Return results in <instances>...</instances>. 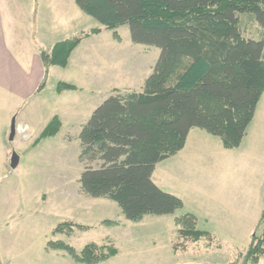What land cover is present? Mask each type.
<instances>
[{
  "label": "rangeland",
  "instance_id": "374dc122",
  "mask_svg": "<svg viewBox=\"0 0 264 264\" xmlns=\"http://www.w3.org/2000/svg\"><path fill=\"white\" fill-rule=\"evenodd\" d=\"M75 13L76 22L69 23L64 37L97 27L102 33L77 51L70 72L94 71L100 86L91 102L79 98L82 116L88 119L80 128L70 125L58 137L45 138L32 148L24 131L18 133L16 141H10L9 133L6 159L0 163V264H86L55 249L58 241L72 245L79 253L92 242L116 248L115 256L97 264H242V253L252 236L262 232L257 227L260 217L258 222L253 218L256 210L238 208L237 199L238 194L249 200L259 195L263 205L264 95L239 147L227 149L220 137L199 129L209 140L191 143L186 151L155 170L156 182L165 172L171 173L164 188L186 196L182 209L174 214L129 220L117 202L92 197L83 190L82 173L87 167L99 168L103 161L87 157L82 160L80 134L94 110L114 89H144L161 48L135 43L128 25L120 26L116 30L119 37H115L114 30L106 29L79 6L73 10ZM238 17L246 38L264 39V28L254 13H238ZM58 81V74L52 72L43 93L47 100L57 96ZM24 113L28 123L40 115L38 99ZM15 152L20 163L13 168L11 158ZM187 212L196 213L198 228L210 231L214 238L194 240L183 236L176 217ZM64 222L73 223L74 229L56 232Z\"/></svg>",
  "mask_w": 264,
  "mask_h": 264
},
{
  "label": "trees",
  "instance_id": "16d2710c",
  "mask_svg": "<svg viewBox=\"0 0 264 264\" xmlns=\"http://www.w3.org/2000/svg\"><path fill=\"white\" fill-rule=\"evenodd\" d=\"M79 8L106 29L128 25L135 43L155 45L161 54L142 91H120L102 102L85 124L80 139L82 160L101 159L99 168L87 167L83 190L92 197L118 203L125 217L138 221L146 215L174 214L183 200L153 179L162 161L177 155L192 129L220 137L227 149L237 148L248 133L264 93V39L246 38L238 13H254L264 28V0H76ZM102 28L80 31L42 50L46 86L53 66L66 68L74 50ZM60 81L57 92L77 90ZM52 118L40 136H56L61 129ZM180 233L194 240L214 238L198 228L199 217L187 212L176 217ZM242 264H264V208ZM74 229L61 223L56 232ZM55 249L77 263L97 264L117 254L114 247L92 242L82 252L63 241ZM107 250V251H105Z\"/></svg>",
  "mask_w": 264,
  "mask_h": 264
},
{
  "label": "crops",
  "instance_id": "0c3cea01",
  "mask_svg": "<svg viewBox=\"0 0 264 264\" xmlns=\"http://www.w3.org/2000/svg\"><path fill=\"white\" fill-rule=\"evenodd\" d=\"M76 5V0H0V163L2 164L6 159L8 137L11 134L13 120L16 121L17 126L14 140H17L19 132L24 131V137L31 148L47 139H42L37 145L34 144L55 116L59 117L62 125L60 132L54 138L58 137L70 125L80 128L84 125V120H88L87 115L82 116L80 108L82 105L79 103V98L83 97L87 99V102H91L95 89L98 90L100 86L99 75L94 71L89 73L82 71L79 74L77 71H70H72V60L77 51L83 45L94 42L100 34L83 41L72 53L66 68L53 66L49 70L47 83L52 72H56L60 81L76 85L77 90L57 92V96L53 100H47L43 94L47 83L40 89L46 75L41 51L50 50L55 43L71 37L66 38L64 34H66L69 23L76 22L75 15L77 13L73 14V10H77L78 5ZM96 83L97 87H95ZM57 84L55 85L56 91ZM34 99H38L41 114L33 117L34 120L30 119L31 122L28 123L24 111L28 110ZM205 135L199 128L192 129L185 147L178 154L191 147V143L195 145L198 142L203 143L204 140H209ZM192 139L194 142H191ZM205 144L201 146L204 147ZM161 163L157 165L156 170ZM167 174L171 173L165 172L160 181H155L164 190H166L164 184L167 183ZM171 193L179 196L183 200L184 206L186 205L185 195H179L177 191ZM238 196L237 207L256 210L253 218L258 222L260 211L264 208L262 197L258 195L257 199L249 200L244 199L243 194H238Z\"/></svg>",
  "mask_w": 264,
  "mask_h": 264
},
{
  "label": "water",
  "instance_id": "95a60500",
  "mask_svg": "<svg viewBox=\"0 0 264 264\" xmlns=\"http://www.w3.org/2000/svg\"><path fill=\"white\" fill-rule=\"evenodd\" d=\"M16 130H17V126H16V121L13 120L12 126H11V135H10V140H14L15 135H16ZM20 162V157L18 156V154L15 152L11 158V166L13 168H16L19 165Z\"/></svg>",
  "mask_w": 264,
  "mask_h": 264
}]
</instances>
